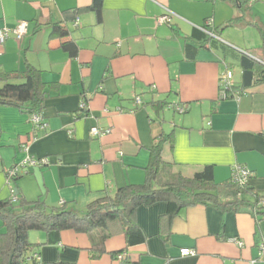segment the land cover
Instances as JSON below:
<instances>
[{
	"label": "crops",
	"instance_id": "obj_1",
	"mask_svg": "<svg viewBox=\"0 0 264 264\" xmlns=\"http://www.w3.org/2000/svg\"><path fill=\"white\" fill-rule=\"evenodd\" d=\"M256 2L264 9L263 0ZM165 9L174 15L159 23ZM240 16L229 0H0V29L28 24L21 40L3 43L0 71H23L28 64L41 72L44 83L56 84L44 103L45 131L35 130L30 117L17 109L0 107V201L15 187L27 202L62 203L83 212L119 188L143 183L148 148L169 134L172 147L169 140L164 143L162 158L182 175L212 165L214 181L221 183L241 166L264 194V84L243 92L232 89L231 94L239 92L237 98L223 99L219 90L220 77L231 72L227 60L237 65L234 52L264 57L263 39L247 24L256 22L264 32L259 15L248 13L243 25L222 29ZM207 20L220 35L211 36L216 42L202 49L199 33ZM163 100L170 107L160 113L149 105ZM81 102L88 116L77 118ZM175 106L186 112L178 114ZM92 129L101 135L92 136ZM26 156L46 158L49 164L27 168L8 184L5 171ZM165 212L164 203L137 210L135 222L147 241L129 248L126 260L264 264V219L251 208L224 213L211 206L187 207L159 231ZM45 239L42 232L29 233L33 244ZM89 247L86 235L67 231L57 246L43 245L35 252L39 264H122L109 255L91 260ZM124 247L123 236L105 244L107 252ZM183 249L194 254L182 256Z\"/></svg>",
	"mask_w": 264,
	"mask_h": 264
},
{
	"label": "trees",
	"instance_id": "obj_2",
	"mask_svg": "<svg viewBox=\"0 0 264 264\" xmlns=\"http://www.w3.org/2000/svg\"><path fill=\"white\" fill-rule=\"evenodd\" d=\"M229 1L239 7L241 16L230 20L222 29L243 25L245 15L248 14L243 0ZM247 24L258 31L264 45V32L258 23ZM203 29L215 39L220 35L217 28H212L211 24H204ZM199 34L202 49H209L211 44L216 42L206 32ZM187 48L191 47L187 45ZM261 53L264 55V50ZM233 54L240 68V81L237 85L232 83L228 93L234 92L232 89L243 92L264 84V57L253 56L247 50ZM55 85L44 83L41 80V72L28 64L23 71H0V107L15 108L30 118L33 115H41L43 118L47 94L56 88ZM219 90L221 91V87ZM149 105L156 113L170 107L164 100L154 101ZM80 111L76 114L77 118L88 116L85 108L80 107ZM167 140L172 147V135L169 134L160 136L148 148L149 160L145 167L143 183L119 188L114 194L93 201L83 212L68 209L62 203L60 206L50 207L42 200L27 202L14 187L10 198L0 201V223L4 228V233L0 235V264H39V254L35 250L43 245L57 246L61 241V233L67 231L87 236L91 260L109 255L112 260L119 261L118 257L125 256L129 248L143 245L147 241L135 222L137 210L157 203L166 205V212L159 219V231L187 207L211 206L224 213L251 208L259 220L264 219L263 193L250 183L244 186L234 184L231 177L216 183L212 165L204 166L190 177L182 175L175 170L173 164L163 161L162 148ZM22 175L11 178L9 184L15 183ZM30 232L44 233L45 242L31 243ZM115 236H123L125 247L119 251L107 252L105 244ZM121 262L139 264L138 261L125 258ZM51 264L73 263L55 261Z\"/></svg>",
	"mask_w": 264,
	"mask_h": 264
},
{
	"label": "built area",
	"instance_id": "obj_3",
	"mask_svg": "<svg viewBox=\"0 0 264 264\" xmlns=\"http://www.w3.org/2000/svg\"><path fill=\"white\" fill-rule=\"evenodd\" d=\"M152 1V0H151ZM174 14L165 9V14L160 17L158 19L159 23H166L168 22L169 18L171 16H173ZM211 21H207L206 24L210 25ZM27 28H28V24L27 22H20L18 23L14 28H3L0 29V53L2 50V45L3 43L13 37L15 40H21L26 32H27ZM202 31L206 32L208 35L213 36L211 33L205 31L203 28L201 29ZM219 83H220V87H221V98L225 99V98H229V96H231V92L228 93L227 91L231 89L232 86V74L230 71H227L225 74H223L220 79H219ZM239 92H235L232 96L233 97H238ZM133 104L135 107H138L139 105H141V100L140 98H135L133 101ZM81 108H85L86 107V103L85 102H81L80 104ZM175 112H177L178 114H183L185 112V108L181 107V106H175L174 107ZM118 113H122L124 111L122 110H117ZM131 112V111H130ZM31 123L33 124L35 130H39V131H45L47 128V124L44 122L43 118L41 115H33L31 116ZM91 134L92 136H100L101 133L96 130V129H92L91 130ZM22 148L24 149V151H28L27 150V146H22ZM49 162L47 159L43 158V159H35L33 157L30 156H26L25 159L20 162L17 165H14L10 168H8L4 175L6 178L7 183L9 184V182L11 181V178L15 177V176H19L20 174H23L27 168H38V167H42L44 165H48ZM231 180L234 184H237L239 186H244L246 184L249 183L250 178H251V173L249 170H247L244 167L241 166H234L231 170ZM12 193V191H11ZM13 199H15V197H13ZM238 246H242L241 242H237ZM182 256H191L194 254V252L192 250L189 249H183L180 251ZM124 255H121L118 257L119 260H123L124 259Z\"/></svg>",
	"mask_w": 264,
	"mask_h": 264
},
{
	"label": "rangeland",
	"instance_id": "obj_4",
	"mask_svg": "<svg viewBox=\"0 0 264 264\" xmlns=\"http://www.w3.org/2000/svg\"><path fill=\"white\" fill-rule=\"evenodd\" d=\"M264 1V0H263ZM244 2V8L247 9L248 13L251 14L252 16L255 14L258 17H260L262 20H264V9L261 8V5L258 6V3H254V0H243ZM259 4H264V3H259ZM235 6V5H233ZM236 7V6H235ZM254 51V50H253ZM228 63H231V72H232V81L233 82H238L240 80V68L235 64L230 61V59L227 60ZM34 234L35 232H30V234Z\"/></svg>",
	"mask_w": 264,
	"mask_h": 264
}]
</instances>
